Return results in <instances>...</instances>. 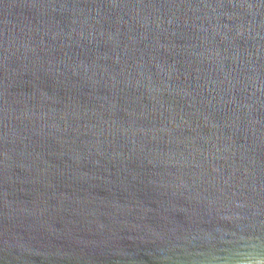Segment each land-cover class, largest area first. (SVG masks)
I'll return each instance as SVG.
<instances>
[{"label": "water", "instance_id": "water-1", "mask_svg": "<svg viewBox=\"0 0 264 264\" xmlns=\"http://www.w3.org/2000/svg\"><path fill=\"white\" fill-rule=\"evenodd\" d=\"M0 264H264V0H0Z\"/></svg>", "mask_w": 264, "mask_h": 264}]
</instances>
